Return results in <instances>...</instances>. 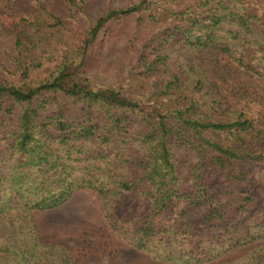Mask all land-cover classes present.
Instances as JSON below:
<instances>
[{
    "label": "trees",
    "instance_id": "trees-1",
    "mask_svg": "<svg viewBox=\"0 0 264 264\" xmlns=\"http://www.w3.org/2000/svg\"><path fill=\"white\" fill-rule=\"evenodd\" d=\"M116 1L0 6V264H79L33 212L87 189L157 261L256 244L222 264H264V0ZM114 24L135 73L104 86L92 65Z\"/></svg>",
    "mask_w": 264,
    "mask_h": 264
},
{
    "label": "rangeland",
    "instance_id": "rangeland-1",
    "mask_svg": "<svg viewBox=\"0 0 264 264\" xmlns=\"http://www.w3.org/2000/svg\"><path fill=\"white\" fill-rule=\"evenodd\" d=\"M5 1L0 0V6ZM122 1L126 0H117L115 4ZM3 15L4 17L12 16L9 12ZM116 26L117 24L110 25L103 32L106 43L100 51L103 55L101 62L96 63V67H93L91 63L95 80L104 86L115 85L135 73V70L130 67L133 65L131 60L124 58L125 52L122 47H125V44L107 42ZM62 50V45H55L54 55L47 59L43 67L32 73L33 78L42 79L50 75L61 61ZM2 56L5 58L0 52V61H3ZM173 209L172 205L171 214ZM33 213L40 233L68 244L79 264H169L153 259L110 232L102 212L101 199L90 189L76 191L64 205L56 209L35 210ZM255 246L256 244L234 250L208 264H222L248 253Z\"/></svg>",
    "mask_w": 264,
    "mask_h": 264
}]
</instances>
